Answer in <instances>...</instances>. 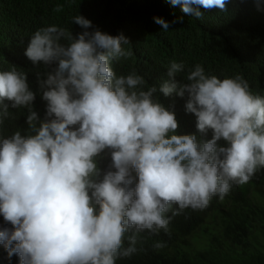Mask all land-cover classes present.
Wrapping results in <instances>:
<instances>
[{
	"label": "clouds",
	"instance_id": "obj_1",
	"mask_svg": "<svg viewBox=\"0 0 264 264\" xmlns=\"http://www.w3.org/2000/svg\"><path fill=\"white\" fill-rule=\"evenodd\" d=\"M228 2L170 0L197 19L201 8L226 11ZM73 23L84 31L42 27L25 51L33 66L47 68L36 74L43 118L27 73L14 65L0 71V124L9 115L4 101L28 113L23 132L0 136V216L11 226L0 227V245L20 264H116L137 252L138 233L167 231L169 212L202 210L264 168V97L243 76L221 79L197 64L177 81L184 65L173 61L169 80L145 90L135 70L117 75L112 67L133 55L123 47L128 38L88 31L82 15ZM157 91L187 93L186 111L211 139L178 134L176 114ZM106 151L111 162L102 170Z\"/></svg>",
	"mask_w": 264,
	"mask_h": 264
},
{
	"label": "trees",
	"instance_id": "obj_2",
	"mask_svg": "<svg viewBox=\"0 0 264 264\" xmlns=\"http://www.w3.org/2000/svg\"><path fill=\"white\" fill-rule=\"evenodd\" d=\"M200 11L203 17L199 19L186 15L170 0H0V71L14 65L27 73L30 87L37 92L34 110L43 118L46 102L39 95L36 74L43 77L47 68L43 64L33 66L25 56L30 37L36 30L53 25L71 30L73 35L81 33L84 29L73 23V18L82 15L92 22L88 31L99 29L128 38L130 43L123 47L133 55L113 61L112 67L117 75L135 70L144 77L145 90L152 85L159 88L169 80L167 68L175 61L184 65L177 81L185 80L199 64L206 75L221 79L243 76L250 90L264 97V0H229L226 11ZM154 17L167 21L168 30ZM155 97L175 112L178 134L211 139V130L201 136L196 129L197 118L186 111L187 93L184 97H165L157 91ZM4 103L9 105V115L3 117L0 136L18 129L23 132L27 109H12L9 101ZM218 143L223 145L224 141ZM110 162L107 151L98 158L102 170ZM167 215L171 217L167 231L138 233L137 252L118 258L116 264H234L233 255L241 264H264V168L257 169L245 184L233 183L223 199L214 196L202 210L188 208L179 215ZM208 220L213 229L207 228L203 235L210 236L211 230L215 235L207 248L194 257L177 250L179 242H186ZM5 226L11 227L0 216V227ZM0 264H20V260L17 255L9 257L0 245Z\"/></svg>",
	"mask_w": 264,
	"mask_h": 264
},
{
	"label": "rangeland",
	"instance_id": "obj_3",
	"mask_svg": "<svg viewBox=\"0 0 264 264\" xmlns=\"http://www.w3.org/2000/svg\"><path fill=\"white\" fill-rule=\"evenodd\" d=\"M208 229H213V226L210 224V220H208L202 228L195 232L189 239H187L186 242L181 241L179 242L177 246V250L185 252L192 257L196 256V254L203 249L207 248L208 245H210L211 239L214 237L215 232L213 230L210 231V236L203 235L204 231ZM212 237V238H210ZM220 253V251H218ZM223 259V258H219ZM231 260L234 262V264H241L240 259L238 256H232Z\"/></svg>",
	"mask_w": 264,
	"mask_h": 264
}]
</instances>
